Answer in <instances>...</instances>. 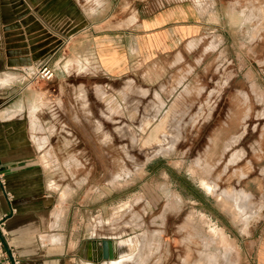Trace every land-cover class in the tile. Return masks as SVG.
Listing matches in <instances>:
<instances>
[{"label": "rangeland", "instance_id": "obj_1", "mask_svg": "<svg viewBox=\"0 0 264 264\" xmlns=\"http://www.w3.org/2000/svg\"><path fill=\"white\" fill-rule=\"evenodd\" d=\"M78 2L96 20L92 54L72 51L79 22L7 89L28 120L39 106L57 232L73 245L130 237L117 256L135 264H264V0ZM184 3L196 33L150 53L138 14ZM116 49L125 67L108 73Z\"/></svg>", "mask_w": 264, "mask_h": 264}, {"label": "crops", "instance_id": "obj_2", "mask_svg": "<svg viewBox=\"0 0 264 264\" xmlns=\"http://www.w3.org/2000/svg\"><path fill=\"white\" fill-rule=\"evenodd\" d=\"M78 1L0 0V85L6 88H0V173L11 195L8 201L0 191V217L20 264H135L129 258L132 251L121 252L114 259L98 260L99 241L103 238L73 245L57 232L60 213L53 207L50 183L38 156L45 137H35L31 130L34 122L30 120L36 118L39 106L36 102L29 104L28 120L22 110L23 103H11L13 96L7 91L14 90L13 81L49 60L61 45L66 29L79 22L85 21L86 26L68 36L74 40L72 51L81 54L84 49L85 54H92L94 35L89 28L96 20L88 19L87 8L85 11ZM103 6L102 3L97 9L102 10ZM146 13L138 14L135 28L139 29L138 36L150 53L165 52L196 33L197 17L190 4L151 9ZM77 38L80 40L76 41ZM121 52L116 49L110 54L109 65L104 67L108 73L125 67ZM129 238L113 241L114 246L117 250L131 246L126 241ZM3 263L0 257V264Z\"/></svg>", "mask_w": 264, "mask_h": 264}, {"label": "built area", "instance_id": "obj_3", "mask_svg": "<svg viewBox=\"0 0 264 264\" xmlns=\"http://www.w3.org/2000/svg\"><path fill=\"white\" fill-rule=\"evenodd\" d=\"M43 75L49 78L52 73L46 66L41 69ZM0 191L10 201L11 195L5 186V179L2 173H0ZM0 257L3 258V264H20V259L16 255L14 249L9 244V238L3 225V217H0Z\"/></svg>", "mask_w": 264, "mask_h": 264}, {"label": "water", "instance_id": "obj_4", "mask_svg": "<svg viewBox=\"0 0 264 264\" xmlns=\"http://www.w3.org/2000/svg\"><path fill=\"white\" fill-rule=\"evenodd\" d=\"M100 245L98 247V260H110L117 256V246H114L112 240L103 238L99 241Z\"/></svg>", "mask_w": 264, "mask_h": 264}, {"label": "bare ground", "instance_id": "obj_5", "mask_svg": "<svg viewBox=\"0 0 264 264\" xmlns=\"http://www.w3.org/2000/svg\"><path fill=\"white\" fill-rule=\"evenodd\" d=\"M201 180V179H200ZM204 180V179H203ZM202 182V181H201ZM203 183V185L206 187V188H208L210 191H211V189H212V184L210 183V182H202ZM229 199H230V205L231 206H235V207H237L236 206V204H235V202H236V200L234 199V198H231V197H228ZM234 210H236V208H234ZM212 235H213V233H212ZM216 235V234H215ZM214 236V235H213ZM216 237V236H215ZM217 239V238H216ZM219 240V239H218ZM117 257V256H116ZM115 257V258H116ZM114 259V258H113Z\"/></svg>", "mask_w": 264, "mask_h": 264}]
</instances>
